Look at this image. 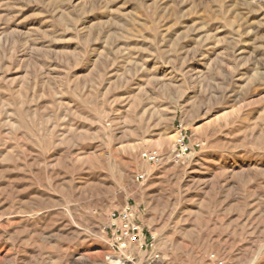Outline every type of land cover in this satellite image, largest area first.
Wrapping results in <instances>:
<instances>
[{
  "label": "rangeland",
  "instance_id": "rangeland-1",
  "mask_svg": "<svg viewBox=\"0 0 264 264\" xmlns=\"http://www.w3.org/2000/svg\"><path fill=\"white\" fill-rule=\"evenodd\" d=\"M127 205L134 264H264V0H0V264H131Z\"/></svg>",
  "mask_w": 264,
  "mask_h": 264
},
{
  "label": "built area",
  "instance_id": "built-area-1",
  "mask_svg": "<svg viewBox=\"0 0 264 264\" xmlns=\"http://www.w3.org/2000/svg\"><path fill=\"white\" fill-rule=\"evenodd\" d=\"M192 152L190 138L180 127L176 130L173 149L170 157L174 161H180L187 158ZM143 161L153 167L162 164L164 156L157 150H148L141 153ZM136 180L145 181V175H138ZM137 217L132 207L125 206L120 211H113L108 217V230L111 235L113 247L122 256L121 260L132 263L135 260L136 251L146 253L148 248L152 247L149 238L145 235L144 228L137 223ZM209 264H224L221 260L211 255L208 259ZM141 264H151V261L145 260Z\"/></svg>",
  "mask_w": 264,
  "mask_h": 264
},
{
  "label": "crops",
  "instance_id": "crops-1",
  "mask_svg": "<svg viewBox=\"0 0 264 264\" xmlns=\"http://www.w3.org/2000/svg\"><path fill=\"white\" fill-rule=\"evenodd\" d=\"M190 146H191V149H193L196 145L190 143ZM134 207H135V206L133 205V206H132V209H133V212H134L135 215H136V212H138V210H140V209H139V207H137V209H135ZM137 219H138V218H137Z\"/></svg>",
  "mask_w": 264,
  "mask_h": 264
}]
</instances>
